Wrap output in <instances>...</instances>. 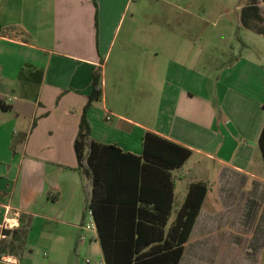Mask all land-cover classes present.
<instances>
[{
    "label": "crops",
    "instance_id": "1",
    "mask_svg": "<svg viewBox=\"0 0 264 264\" xmlns=\"http://www.w3.org/2000/svg\"><path fill=\"white\" fill-rule=\"evenodd\" d=\"M235 9L243 34L213 54L191 29L204 0H0V264H105L73 148L97 67L93 139L140 156L151 131L191 149L180 168L145 173L143 197L166 203L159 211L139 204L137 189L122 195L135 206L106 207L111 257L264 264V1ZM198 181L208 190L176 256L175 223ZM21 226L19 248L9 241Z\"/></svg>",
    "mask_w": 264,
    "mask_h": 264
},
{
    "label": "trees",
    "instance_id": "2",
    "mask_svg": "<svg viewBox=\"0 0 264 264\" xmlns=\"http://www.w3.org/2000/svg\"><path fill=\"white\" fill-rule=\"evenodd\" d=\"M242 22L247 26L243 18ZM256 30L264 34V29L257 28ZM101 94L100 68L97 67L92 73L91 91L83 107L78 131L73 142L77 160L76 169L91 180V195L85 206L86 209L91 211L92 219L98 231L105 264H155L153 258H146L147 256L138 254L135 257L129 255L125 259L111 257L109 249L111 246L107 243V237L104 235V211L106 207L115 206L118 213L121 207L135 206V203L126 202L122 195L126 191L131 192L136 189L138 190L136 199L139 204H153V209L159 211L157 205H166V203L158 200L151 203L143 197V192L148 187L143 180L145 173L149 171V167L162 173L180 168L191 155V149L167 140L151 131H147L143 135L142 154L140 156L124 152L114 144H105L93 139L87 118V110L93 102L100 100ZM259 146L264 161V125L259 136ZM166 186L168 189L172 187L170 182ZM207 190V184L200 181L192 182L188 186L179 218L175 223L181 234V242L174 250L176 256L177 253L179 256L182 254L183 242L192 228ZM115 191V195L110 194ZM140 209L137 208L138 214ZM26 233L27 227H19L17 231L12 232V239L9 243H16L21 248L25 242ZM134 250L136 253V249ZM178 260L177 256L172 264H177Z\"/></svg>",
    "mask_w": 264,
    "mask_h": 264
},
{
    "label": "rangeland",
    "instance_id": "3",
    "mask_svg": "<svg viewBox=\"0 0 264 264\" xmlns=\"http://www.w3.org/2000/svg\"><path fill=\"white\" fill-rule=\"evenodd\" d=\"M211 0H204V6L207 8V13L201 14L202 19H197L195 25H191V29L196 30V41L198 47H206L208 52L216 54L219 46L221 48L229 49L232 43L236 45V41L241 37L240 28L237 26V10L235 9L236 3L245 1V0H234V2L226 4L210 3ZM198 8L202 4L196 5ZM199 14L202 13L198 11ZM168 26L172 29L179 26L176 21H169ZM153 26H156L154 24ZM167 26V25H166ZM232 34L231 40H229V35ZM214 45V47H210ZM216 47V48H215ZM244 54L243 50L238 49ZM264 246V245H263ZM233 253V252H231ZM37 262L40 263L43 261L44 257L38 255ZM264 258V252H263ZM264 260V259H263ZM225 261L222 260L221 263Z\"/></svg>",
    "mask_w": 264,
    "mask_h": 264
},
{
    "label": "built area",
    "instance_id": "4",
    "mask_svg": "<svg viewBox=\"0 0 264 264\" xmlns=\"http://www.w3.org/2000/svg\"><path fill=\"white\" fill-rule=\"evenodd\" d=\"M106 118H108V117H106ZM88 214L91 216V211L88 209ZM91 227H93V222H92V220L89 222V223H86L85 225H84V228H86V229H89V228H91Z\"/></svg>",
    "mask_w": 264,
    "mask_h": 264
},
{
    "label": "clouds",
    "instance_id": "5",
    "mask_svg": "<svg viewBox=\"0 0 264 264\" xmlns=\"http://www.w3.org/2000/svg\"><path fill=\"white\" fill-rule=\"evenodd\" d=\"M18 226L17 222L15 220H13L10 224H9V227H16ZM12 264H17L16 261H12Z\"/></svg>",
    "mask_w": 264,
    "mask_h": 264
}]
</instances>
